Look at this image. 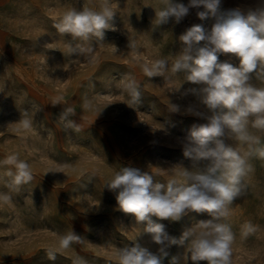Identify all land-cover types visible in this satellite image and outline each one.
<instances>
[{"label": "rangeland", "instance_id": "1", "mask_svg": "<svg viewBox=\"0 0 264 264\" xmlns=\"http://www.w3.org/2000/svg\"><path fill=\"white\" fill-rule=\"evenodd\" d=\"M256 2L222 0L221 11ZM102 3L0 0V194L10 197L5 201L0 195V264H118L117 250L135 240L157 252L159 245L142 233L133 215L119 209L116 193L105 183L124 167L149 172L164 184L179 179L182 167L194 169L183 155V141L205 121L183 111L195 101L191 94L182 95L192 85L182 72L150 78L143 67L160 58L174 63L179 36L193 25L210 29L214 18L201 20L191 10L179 24L170 19L157 26L159 0H111L116 14L102 41L93 38L91 52L70 55L68 45L81 42L59 33L56 24L71 8L98 11ZM219 59L238 63L230 54ZM130 78L140 84L136 102L125 89ZM251 83L264 88V75L252 73ZM171 103L181 111H170ZM65 108L74 110L71 119L79 131L63 130L59 117ZM24 119L31 120L30 128L24 129ZM248 131L259 144L228 141L250 166L240 195L221 220L234 234L231 264H264V157L258 152L264 131L253 128L251 120ZM11 154L30 164V182L10 183V166L2 162ZM209 218L192 212L180 222L152 219L179 238L184 228ZM70 232L81 240L59 248V237ZM49 248H57L54 261L48 259ZM166 251L163 264L188 256L181 245Z\"/></svg>", "mask_w": 264, "mask_h": 264}, {"label": "clouds", "instance_id": "2", "mask_svg": "<svg viewBox=\"0 0 264 264\" xmlns=\"http://www.w3.org/2000/svg\"><path fill=\"white\" fill-rule=\"evenodd\" d=\"M159 3L162 5L159 10L154 9L157 26L167 24L170 19L179 24L191 10L201 20L214 18L210 29L193 25L179 36L180 50L174 63L169 65L167 59L160 58L143 67L144 74L150 78L184 73L192 87L182 95L191 94L195 101L183 111L205 122L194 125L183 141V155L194 162V169L182 167L179 179L164 184L154 181L149 172L124 167L106 181L105 186L116 193L119 209L133 215L136 223L143 225L142 233L149 234L159 245L158 251L152 252L135 240L131 246L117 250L118 264H163L168 256L166 249L172 245L184 246L188 256H173L169 264H181L182 260L191 264H231L234 234L231 226L221 220L229 215L230 206L240 195L250 166L247 158L228 141L255 140L259 144V139L248 131L250 120L253 128L264 131V88L251 83L252 73L259 71L264 75V0L227 12L221 11L222 0H188L187 4L159 0ZM115 14L111 0H103L98 11L67 10L56 28L81 42L69 44V54L91 52L90 42L93 38L102 41L104 30L112 27L110 22ZM221 54H230L238 63L231 59L221 61ZM125 89L133 102L139 100L138 81L128 79ZM170 111L179 112L181 106L171 103ZM74 115L72 108H65L60 114L64 131H79L76 121L71 119ZM22 124L24 129L32 126L29 119H24ZM258 152L264 157V147ZM2 163L10 166L6 175L12 185L33 179L30 164L18 154L7 156ZM0 195L5 201L10 199ZM192 212L207 213L210 218L184 228L179 238L170 236L163 223L152 219L180 222ZM247 227L252 230L250 224ZM80 240V236L70 232L59 237L58 246L68 249ZM57 254V248L47 250L50 261Z\"/></svg>", "mask_w": 264, "mask_h": 264}]
</instances>
